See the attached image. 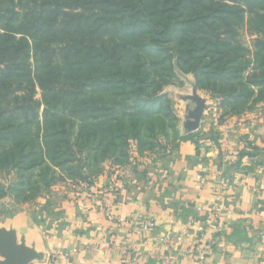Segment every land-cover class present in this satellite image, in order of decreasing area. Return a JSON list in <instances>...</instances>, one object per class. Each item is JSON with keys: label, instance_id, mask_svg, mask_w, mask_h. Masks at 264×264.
Instances as JSON below:
<instances>
[{"label": "trees", "instance_id": "trees-1", "mask_svg": "<svg viewBox=\"0 0 264 264\" xmlns=\"http://www.w3.org/2000/svg\"><path fill=\"white\" fill-rule=\"evenodd\" d=\"M247 14L253 50L239 37ZM187 74L220 100L221 122L263 103L264 0H0V170L18 173L10 191L33 199L58 172L90 188L100 160L131 163V141L142 154L168 151L162 137L195 140L199 131L180 133L164 91ZM250 146L229 168L264 158Z\"/></svg>", "mask_w": 264, "mask_h": 264}, {"label": "crops", "instance_id": "crops-1", "mask_svg": "<svg viewBox=\"0 0 264 264\" xmlns=\"http://www.w3.org/2000/svg\"><path fill=\"white\" fill-rule=\"evenodd\" d=\"M194 89L179 99L182 135L194 133L185 128L187 109L195 105L186 96ZM215 123L204 114L195 140L156 160L107 170L81 196L70 191L55 204L3 218L0 227L16 230L19 241L37 249L41 258L30 264H125L129 246L141 264H264V158L247 155L238 169L229 168L251 144L264 148V106ZM139 215L153 217L157 227L139 229L131 221Z\"/></svg>", "mask_w": 264, "mask_h": 264}, {"label": "rangeland", "instance_id": "rangeland-1", "mask_svg": "<svg viewBox=\"0 0 264 264\" xmlns=\"http://www.w3.org/2000/svg\"><path fill=\"white\" fill-rule=\"evenodd\" d=\"M240 39L242 42L249 46L252 50L254 49V42L256 38L258 37L259 33H257L253 25L250 21V16L247 14L245 21L241 25L240 29ZM252 56V54H250ZM192 80H194L193 84L195 85V79L192 74H187V75H180L178 78H176L172 83L166 85L164 87V91L168 92L170 97L173 98L176 102V113H177V124L181 133V122L183 119V114H182V108L180 109L179 106V99L180 96L186 95L187 92H191V89H194L191 85ZM196 87V86H195ZM204 92V90H201ZM207 94V109L205 110V116H207V119L210 121H215L221 123V116L223 112V108L220 105V100L217 98H213L209 93ZM38 97H40V93L38 94ZM262 106H264V102L261 104H257L254 108V110H250L245 112L242 115H236V116H228L225 118L224 121L231 117H242L244 115H248L250 112H254L258 108L260 109ZM257 112V111H256ZM255 114V113H254ZM262 116V115H261ZM161 143L164 145H167V148L174 147L175 144H177V139H174V137H171L169 139H165L164 137L160 138ZM137 142L131 141V147H130V160L131 163H141L142 161H149L151 160H156L160 158L162 155H164L167 152V149L165 150L163 147L162 148H155L152 151H147L146 153L139 154L137 153ZM169 150V149H168ZM158 151V152H157ZM139 156V157H138ZM138 160V158H140ZM124 164L122 166L126 167L127 165L131 164ZM137 164H132V166H137ZM122 166H117L113 164V160L111 159H103L100 160V163L95 167V170L97 169L100 171H97L96 176H101L105 171H111L113 168L117 167H122ZM97 177V178H98ZM18 180V173L14 170L11 169H3L0 170V182L4 186L3 189H0V193L6 191L7 195L5 197L0 198V223L2 222L3 218H6L8 216H11L9 213L13 212V215H17L19 213H23V211H27L28 209H39L40 205H46L48 203H53L55 204V200H58L60 198L64 199L67 198V195L70 191H77L82 193L86 188L84 184H75L74 179L65 177V172H58L57 173V181L54 182L52 186H44L42 185L39 188V194L30 200H21V198L15 197V194L13 191H10V183L17 181ZM96 180V179H95ZM77 182V181H76ZM31 193L30 190L25 191L20 197H23L25 194ZM78 195H80L78 193ZM81 196V195H80ZM39 207V208H38ZM32 208V209H31Z\"/></svg>", "mask_w": 264, "mask_h": 264}, {"label": "water", "instance_id": "water-1", "mask_svg": "<svg viewBox=\"0 0 264 264\" xmlns=\"http://www.w3.org/2000/svg\"><path fill=\"white\" fill-rule=\"evenodd\" d=\"M187 95L195 104L187 109L185 128L188 132L200 129L201 122L207 109V99L196 92ZM259 152H264L263 150ZM0 264H30L33 260L41 258L36 248L28 246L24 239L19 241L17 231L7 227H0Z\"/></svg>", "mask_w": 264, "mask_h": 264}, {"label": "built area", "instance_id": "built-area-1", "mask_svg": "<svg viewBox=\"0 0 264 264\" xmlns=\"http://www.w3.org/2000/svg\"><path fill=\"white\" fill-rule=\"evenodd\" d=\"M215 125L218 126L219 122L215 123ZM222 147H223L222 151H223L224 155L227 156V152H229L228 143H224L222 145ZM197 178L202 180V173H199ZM217 195H218V198H221V187L220 186L217 188ZM131 221H132L133 225H135L136 227H138L139 229L144 230V231H152L157 227V221L153 217L139 215ZM198 223H199V230L201 233H203L205 230L204 229V223L202 221H199ZM176 239L178 241H181L183 239V234L178 235L176 237ZM161 240L166 242V241H168V238L163 237ZM123 254H124L125 264H141V262L139 261V258H140L139 254H138V252H136L133 249V247H130V246L125 247L123 250Z\"/></svg>", "mask_w": 264, "mask_h": 264}]
</instances>
